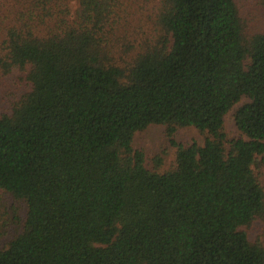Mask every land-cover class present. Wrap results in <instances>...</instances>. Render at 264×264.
I'll list each match as a JSON object with an SVG mask.
<instances>
[{
  "label": "trees",
  "instance_id": "16d2710c",
  "mask_svg": "<svg viewBox=\"0 0 264 264\" xmlns=\"http://www.w3.org/2000/svg\"><path fill=\"white\" fill-rule=\"evenodd\" d=\"M242 13L0 0V82L22 87L0 94V214L16 213L0 264H264V29ZM151 124L205 139L159 171L132 144Z\"/></svg>",
  "mask_w": 264,
  "mask_h": 264
},
{
  "label": "rangeland",
  "instance_id": "374dc122",
  "mask_svg": "<svg viewBox=\"0 0 264 264\" xmlns=\"http://www.w3.org/2000/svg\"><path fill=\"white\" fill-rule=\"evenodd\" d=\"M241 8L243 16L248 26V31L255 32L264 29V0H237ZM20 72L14 71L12 75L3 77L0 82V94L8 90L18 94L22 87L18 77ZM1 96V95H0ZM248 101V98L242 97L225 115L223 130L228 138H234L241 135L234 122V113L237 108ZM3 103L0 104L2 107ZM204 135L194 127L179 128L173 137H169L165 132V127L159 124H151L141 131H137L133 137V148L140 150L146 159L149 167L159 171L170 168L173 164L177 146L175 143L196 142L202 145ZM161 160V161H160ZM257 175L264 181V163L258 165ZM15 207L17 204H14ZM13 207V209L15 208ZM14 211H16L14 209ZM19 213V212H17ZM13 211H9L8 215L0 214V233L4 234L0 237V243L10 238L16 225L14 222ZM20 226V225H19ZM262 223L255 221L249 232L250 237H254L261 231Z\"/></svg>",
  "mask_w": 264,
  "mask_h": 264
}]
</instances>
